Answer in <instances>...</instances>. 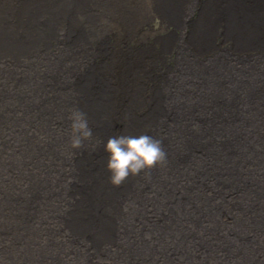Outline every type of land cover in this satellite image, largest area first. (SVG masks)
I'll return each instance as SVG.
<instances>
[{
  "label": "bare ground",
  "instance_id": "1",
  "mask_svg": "<svg viewBox=\"0 0 264 264\" xmlns=\"http://www.w3.org/2000/svg\"><path fill=\"white\" fill-rule=\"evenodd\" d=\"M0 264H264V0H0Z\"/></svg>",
  "mask_w": 264,
  "mask_h": 264
},
{
  "label": "clouds",
  "instance_id": "2",
  "mask_svg": "<svg viewBox=\"0 0 264 264\" xmlns=\"http://www.w3.org/2000/svg\"><path fill=\"white\" fill-rule=\"evenodd\" d=\"M69 119L72 121L70 146L73 149H80L84 140L93 136L92 131L85 115L77 108L71 112ZM105 150L110 157L108 161L110 182L115 187L120 186L130 175L151 171L167 159L162 141L148 134L110 138Z\"/></svg>",
  "mask_w": 264,
  "mask_h": 264
},
{
  "label": "rangeland",
  "instance_id": "3",
  "mask_svg": "<svg viewBox=\"0 0 264 264\" xmlns=\"http://www.w3.org/2000/svg\"><path fill=\"white\" fill-rule=\"evenodd\" d=\"M103 16H104L105 18H108L106 12H103ZM154 25H155L156 28H158L157 21L154 22ZM2 75L6 76V73H2Z\"/></svg>",
  "mask_w": 264,
  "mask_h": 264
}]
</instances>
